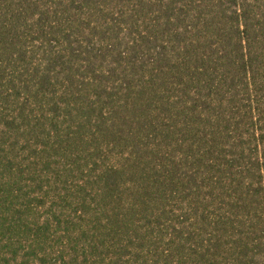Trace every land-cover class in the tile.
I'll return each instance as SVG.
<instances>
[{
    "label": "trees",
    "instance_id": "trees-1",
    "mask_svg": "<svg viewBox=\"0 0 264 264\" xmlns=\"http://www.w3.org/2000/svg\"><path fill=\"white\" fill-rule=\"evenodd\" d=\"M0 264H264V0H0Z\"/></svg>",
    "mask_w": 264,
    "mask_h": 264
}]
</instances>
